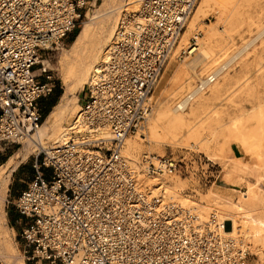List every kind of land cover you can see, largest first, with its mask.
<instances>
[{
	"label": "built area",
	"instance_id": "1",
	"mask_svg": "<svg viewBox=\"0 0 264 264\" xmlns=\"http://www.w3.org/2000/svg\"><path fill=\"white\" fill-rule=\"evenodd\" d=\"M137 1V11H122L107 58L86 84L75 119L82 131H70L109 137L36 148L32 175L14 196L24 258L32 264H247L248 247L224 235L228 221L214 212L202 220L152 194L122 153L126 137L151 114L160 74L199 0ZM97 2L0 0V154L41 127L40 100L54 88L50 75L38 80L42 52L62 45L83 9ZM197 36L177 58L195 53ZM236 60L195 77L178 107L207 93ZM139 160L145 176L183 173V159L171 154L144 153Z\"/></svg>",
	"mask_w": 264,
	"mask_h": 264
},
{
	"label": "rangeland",
	"instance_id": "2",
	"mask_svg": "<svg viewBox=\"0 0 264 264\" xmlns=\"http://www.w3.org/2000/svg\"><path fill=\"white\" fill-rule=\"evenodd\" d=\"M103 1L110 8H121L114 14L117 25L122 10L130 0H98L94 6H86L78 33L87 21L94 24L91 15ZM192 13L182 44L186 46L188 39L198 34L200 47L204 46L212 56L194 70L188 66L194 55L172 57L166 61L153 92L152 113L143 128L137 131L142 133V139L136 142L134 134L131 135L128 140L133 143L132 147L128 151L126 141L124 151L138 162L144 153L171 154L176 159H183V173L166 176L162 182L165 184L166 181L174 187L177 192L174 200L188 196L212 205L217 201L223 203L229 197L237 202L243 201L255 214L264 218V0H200ZM71 36L72 33L57 49L42 52L45 70L37 72L42 73L39 81L50 75L54 87L59 86L62 92L68 75L61 62V54L75 40L76 36L70 42ZM232 57L238 59L211 86L210 91L203 93L187 108L178 107L177 103L193 88L194 78L199 77L200 72ZM85 89L86 84L78 91L80 105ZM25 145L27 143L11 146L0 154V166L7 158L23 150ZM36 148L30 149L27 158L11 174L5 204L6 222L10 228L9 250H12L16 264L21 260L32 264L24 258L20 236L23 222L16 221L20 217L13 206V199L32 175L31 163ZM224 174L238 181L235 186L226 183L234 188L235 194L217 186L225 184ZM226 207L224 202L218 208L231 213ZM261 234L263 239L260 241L239 239L248 247L247 264H264V230ZM0 264H3L1 258Z\"/></svg>",
	"mask_w": 264,
	"mask_h": 264
},
{
	"label": "bare ground",
	"instance_id": "3",
	"mask_svg": "<svg viewBox=\"0 0 264 264\" xmlns=\"http://www.w3.org/2000/svg\"><path fill=\"white\" fill-rule=\"evenodd\" d=\"M126 5L129 7L125 6L122 11L129 9L127 11L135 12L138 10L139 6L137 0H130L129 3H127ZM197 5L195 9L197 8ZM119 9L121 8L118 6L110 8L109 4L106 1H103V4L99 8H97V10L91 15L90 19L94 21L92 22L94 24H91V22L87 21L82 30L76 36L72 45L68 49L65 48L63 50V53L61 54V62L67 70V77L69 79L67 78L64 83L65 88L62 96L60 97L59 101L54 106L50 114L43 121L41 127L37 130V132L32 136V138L24 142L27 143V145L23 147V150L10 156L8 160L0 166V258L3 261V264H16V261L14 260L15 256L11 253L12 250H9L8 242L11 241L9 232L10 228L9 226H7L5 210V204L9 191L10 176L17 169L20 162L27 158L30 149L34 146L37 148L39 147L49 149L53 147L54 144L68 139H74L76 141L83 142L87 140H95L101 137H109L107 131H101L100 133L90 132L86 135L82 133L70 134V131H82V127L78 126L77 121L75 120L81 110V105L78 101V91L82 90L84 85L88 84L92 80L94 70L97 69L98 65L101 63L102 60L107 58V48L110 45L108 41L111 39L109 41L111 42L115 35L116 20L114 16L116 15L115 12ZM195 9L193 10V12L195 11ZM192 24L193 23L191 22L190 25ZM185 31L182 34L181 41L178 47L176 48L174 55L169 57L170 59L172 57H176L175 53H177V50L185 46L184 44H182V39L185 34ZM196 45L197 46H195V48L191 50V52L195 51V53L193 54L194 56L192 57V60L188 63V66L193 70L198 64L203 63L204 61L210 59V57L212 56L211 53L206 48H204V46L200 47V42L198 43V40ZM54 49H57V47ZM234 60L235 58L232 57L230 60L224 62L230 64ZM41 62L44 65L43 59L41 60ZM222 63L208 68L203 72H200L199 76L204 72L210 70L214 71L215 69L220 67ZM224 73L225 72L222 71L220 73V76L214 83H216L223 76ZM202 94L198 95L191 103L195 102L198 97H200ZM190 104H188L187 107ZM182 108L183 107L181 106V109ZM130 136L126 137L124 141V147L127 141L128 151L130 150L129 148H131L133 144H130L131 140H128ZM139 139H142V133L136 132L133 136V140L137 142ZM31 145H33V147ZM124 147L122 151L123 155L127 157L131 166L136 169L138 178L145 179L143 187L146 186L148 191H150L152 194H159L166 201H173L184 208L196 212L202 220H206L208 218V215L211 212H214L219 219L226 220L229 223V228L224 230L225 236L232 237L237 240H239L240 238H244L245 240H249L252 242H255L256 240L260 241V239H263L261 231L264 230V218L255 214L253 210L248 208L249 205L246 206L242 203L243 201L237 202L227 197V199L223 201V203L225 202V205L228 206L226 207V209L230 208L231 210V213H227L226 211L224 212L218 208L220 204L222 205L223 203L221 201H217V198L215 199L217 202L213 203L212 205H209V203H200L188 196H183L178 201L174 200L175 195L177 194L176 190H174V187L169 185L168 183L166 184V181L165 184L162 183L163 178L167 175L157 177L145 176L141 172L140 160L138 162V160L132 155L129 158V155H127L124 151ZM16 158L19 159L15 160ZM222 178L225 184L230 183L234 186L238 184V181L234 180L229 175L224 174ZM149 181L151 183H149ZM172 196L174 197L172 198ZM19 264L26 263L24 260H21Z\"/></svg>",
	"mask_w": 264,
	"mask_h": 264
},
{
	"label": "trees",
	"instance_id": "4",
	"mask_svg": "<svg viewBox=\"0 0 264 264\" xmlns=\"http://www.w3.org/2000/svg\"><path fill=\"white\" fill-rule=\"evenodd\" d=\"M79 30H80V28L79 29H78V27L75 28V30L72 32V36H71L70 42H72V40L75 38V36L77 35V33H78ZM62 94H63V92H62V90H61V88L59 86H55L53 88V90H52V96L50 97L49 101L46 103L45 108L43 109L44 110L43 111V118H44V120L50 114L51 110L56 105V103L58 102V100L60 99V97L62 96ZM26 264H29V263L27 262Z\"/></svg>",
	"mask_w": 264,
	"mask_h": 264
},
{
	"label": "crops",
	"instance_id": "5",
	"mask_svg": "<svg viewBox=\"0 0 264 264\" xmlns=\"http://www.w3.org/2000/svg\"><path fill=\"white\" fill-rule=\"evenodd\" d=\"M38 72V71H37ZM41 81V80H40ZM45 81V78H43V80L41 81V82H44ZM52 96V93L49 95V96H47V97H45V98H42L41 100H40V105H41V107H42V109H44L45 108V106H46V103L49 101V99H50V97ZM59 101V100H58ZM57 104V103H56ZM54 108V107H53ZM43 111L44 110H42V114H43ZM52 111V110H51ZM220 189H222V190H224V191H229V192H232L233 193V190H234V188H232V186H230V185H227V184H219V185H217ZM233 194H235V193H233Z\"/></svg>",
	"mask_w": 264,
	"mask_h": 264
},
{
	"label": "water",
	"instance_id": "6",
	"mask_svg": "<svg viewBox=\"0 0 264 264\" xmlns=\"http://www.w3.org/2000/svg\"><path fill=\"white\" fill-rule=\"evenodd\" d=\"M229 228V224H227V229Z\"/></svg>",
	"mask_w": 264,
	"mask_h": 264
}]
</instances>
